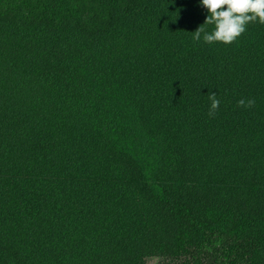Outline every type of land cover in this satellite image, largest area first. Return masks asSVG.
Instances as JSON below:
<instances>
[{"label":"trees","instance_id":"1","mask_svg":"<svg viewBox=\"0 0 264 264\" xmlns=\"http://www.w3.org/2000/svg\"><path fill=\"white\" fill-rule=\"evenodd\" d=\"M207 14L0 0V264H264V24Z\"/></svg>","mask_w":264,"mask_h":264},{"label":"clouds","instance_id":"2","mask_svg":"<svg viewBox=\"0 0 264 264\" xmlns=\"http://www.w3.org/2000/svg\"><path fill=\"white\" fill-rule=\"evenodd\" d=\"M207 10V17L202 25L193 32L194 41L201 39L208 44L235 43L246 31L250 23L264 24V0H200ZM204 25H212L207 31ZM210 109L208 115L214 117L220 101L216 93H210ZM253 99H240L239 107H253Z\"/></svg>","mask_w":264,"mask_h":264},{"label":"rangeland","instance_id":"3","mask_svg":"<svg viewBox=\"0 0 264 264\" xmlns=\"http://www.w3.org/2000/svg\"><path fill=\"white\" fill-rule=\"evenodd\" d=\"M162 262H163V260H161L159 258L152 257V258L147 259L146 264H160Z\"/></svg>","mask_w":264,"mask_h":264}]
</instances>
